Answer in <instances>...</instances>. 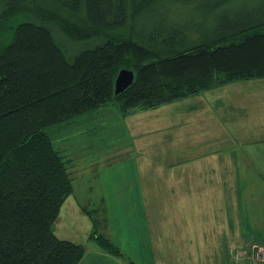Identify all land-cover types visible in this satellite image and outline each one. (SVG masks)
Returning <instances> with one entry per match:
<instances>
[{"label": "trees", "instance_id": "obj_1", "mask_svg": "<svg viewBox=\"0 0 264 264\" xmlns=\"http://www.w3.org/2000/svg\"><path fill=\"white\" fill-rule=\"evenodd\" d=\"M161 1L170 13L144 19ZM236 1L0 0V264H79L86 253L84 244L55 234L60 209L74 192L73 166L84 156L73 165L74 146L58 148L51 132L79 129L77 121L104 106L126 116L264 78V0H255L261 4L246 16L230 9ZM180 3L199 4V13L179 14L174 5ZM93 39L100 42L76 44ZM123 69L134 72V81L116 94ZM106 125L93 131L94 149L98 139L112 142ZM92 219L90 240L126 260L96 231L101 219Z\"/></svg>", "mask_w": 264, "mask_h": 264}, {"label": "crops", "instance_id": "obj_2", "mask_svg": "<svg viewBox=\"0 0 264 264\" xmlns=\"http://www.w3.org/2000/svg\"><path fill=\"white\" fill-rule=\"evenodd\" d=\"M247 82L251 80L126 116L113 106H104L77 121L86 124L91 133L103 124L110 131L109 145L101 139L94 141L96 149L103 148L105 153L87 160L91 167L85 173L101 180L100 232L126 257L118 258L89 243L92 228L83 210L89 206L73 192L60 209L55 234L84 244L86 253L79 264H128L127 260L135 264H251L245 256L250 246L264 245L246 229L250 220L256 227H264V206L257 203L249 215L239 204L232 205L235 197L241 201L240 187L246 182L258 189L264 185V107L260 95L253 99L246 94L241 96L244 109L239 112L224 94L234 83ZM198 96L214 99L211 113L204 110L208 101L193 99ZM193 111L201 121L198 126L185 120ZM128 148L133 149L131 155L121 158V151ZM93 162L103 164L96 167ZM102 165L110 172L99 179L96 172ZM214 196L223 197V203H215ZM86 197L93 204V197ZM206 213H211L207 222L201 219Z\"/></svg>", "mask_w": 264, "mask_h": 264}, {"label": "rangeland", "instance_id": "obj_3", "mask_svg": "<svg viewBox=\"0 0 264 264\" xmlns=\"http://www.w3.org/2000/svg\"><path fill=\"white\" fill-rule=\"evenodd\" d=\"M182 1H187V0H182ZM234 3L235 4L232 5L230 9L231 10L234 9V12H236V14L239 16L249 15L251 13L249 10H252L249 8L257 7L258 4H261L260 2H257L255 0H237ZM173 5H171V6H173ZM176 5H177V7L181 8V12L179 14L188 15V16L190 14H192L191 17H193L195 14L199 13V10H198L199 4H193L192 5V4L180 3V4H175L174 6L176 7ZM167 6H168V4L166 2L161 1L159 4H156L153 6L152 11L149 12L150 15L145 14L144 19L148 20V22L149 21L154 22L157 19L159 13H161V14L164 13L165 15H168L170 12L165 10V8ZM224 11H227V8L224 9ZM220 13H222V12H220ZM177 16H178V14H177ZM185 19H187V18H185ZM139 24L141 26H144L143 19L139 22ZM66 41H67V39H62V42H65V46H66L67 50L69 51V53L73 54L74 52H76L77 47L75 45H73V43L71 41L70 42L69 41L66 42ZM99 42H100L99 39H93V40H88V41H84V42H80V43H76V44H78L79 46L84 48V47H91L93 45L95 46ZM224 94L227 95L229 98L228 104H231L232 108L236 109L239 112L243 111L242 109H244L241 107V104L244 103L241 100V96L243 95L245 97L246 94L252 95L253 99H256L260 95V98L262 100V105H263L262 107H264V79H253V80L251 79V82H247V83H234L232 86H229L228 89L224 90ZM193 99H199V101L201 103L202 102L206 103V101H208L209 103L204 106V110L207 113H211L213 111V108L211 105L214 103V99L213 100H207L203 96H198L197 98H193ZM149 114H150V111L148 113H145V115L144 114L143 115L148 116ZM141 118H142V116H141ZM185 118H186L185 120L188 123H190L191 125L198 126L201 123L199 117H195L194 111L188 117L185 116ZM260 122H262V121H260ZM80 123L81 122H79V124ZM251 124H253V123L250 122V125ZM85 128H86V125L85 126L83 125L79 129L76 125L72 129H68L67 131L62 129L60 131H57L56 134H54V132H51V135H52V138L54 140L55 145L58 148H60L62 146H66V145H68L70 147L74 146L73 148H69V151H71L69 154V157L73 159V162H74L73 165H75L79 161V160L78 161L74 160L75 158H78L77 156H81V157L84 156L82 158L84 161L83 164L82 163L80 165L77 164V166L75 168L73 166V169H76V175H77L76 178L74 179V180H76L75 184H74L76 186L74 192H75L76 198L80 199L83 202H85L86 204H88L89 207L86 206V208L88 210L92 211L91 215L87 214L86 212H85V214L89 217L90 227L93 230L95 223L93 222L92 218H94V219L101 218V213L98 214V212L100 210L98 207V205L100 203L98 200L99 199V195H98L99 194V188H98L99 187V185H98L99 180H93L92 178H90L91 175L89 173H85V171L88 172L87 169H89V167H91V166H89L90 164H86L85 162L87 160L89 161L88 158H91L92 160L95 159V155L94 154L90 155L91 153L103 154V153H105V150L103 148L94 149V147L89 146V144L91 143V142H89V140L93 137V134H92L93 132L90 133L89 130L84 132ZM133 133L132 132L130 133L131 139L133 138L132 137ZM87 134H91V135L87 136ZM69 136H72L73 139H72V137L68 138ZM79 138L81 139V141H79ZM136 140H138V139H136ZM75 144H77V146ZM109 148H111V147H109ZM131 151H133V149L130 150L128 148V150H125V151L122 150L120 155L123 154V156L121 158H125V156L131 155ZM74 152H76V153L74 154ZM120 155H117L115 158H117ZM235 155L239 156L240 152L238 150H235ZM91 164H93L94 166L96 165V167H98L101 164H103V162H100L98 164H94V162H93ZM98 169H99V171L96 172V174L98 175L99 179L100 178H102V179L106 178L110 172V170L108 169V166H106V165L105 166L102 165ZM81 174H83L85 177L84 178H82V177L77 178ZM100 181H99V183H100ZM211 191H213V190H211ZM240 193L244 195V196L239 197L241 201L237 202L236 197L235 198L232 197L233 198V205L232 206H236L237 204H239V205H237V207L240 208V210H242V211L245 210V212H248L249 215H252L255 212L254 206L257 203H258L257 205H262V207L264 206V185H262L261 188L258 189L256 184H253L252 182L249 181L240 187ZM86 194L91 195L93 197V204H89L86 201L87 200ZM251 195L253 196L255 203L253 201L251 202L250 197H249ZM229 198L230 197L228 196V199ZM212 199L215 203H219V202L223 203V197L214 196ZM208 203L212 204V202H210V201ZM93 210H95L96 212ZM230 214H232V213H230ZM209 216H211V213L207 214L206 216L204 214H202L201 219L205 220L207 222L210 220ZM218 216H219V213H218ZM102 225H103V222L99 221V224L96 227L97 232L100 233ZM256 226L257 225H255L250 220V222H248V227L246 230L248 231L249 235L256 237L258 243H260L261 245H264V227H260V225L258 227H256ZM88 238L90 239V235ZM89 243L97 245L93 239H91L89 241Z\"/></svg>", "mask_w": 264, "mask_h": 264}, {"label": "water", "instance_id": "obj_4", "mask_svg": "<svg viewBox=\"0 0 264 264\" xmlns=\"http://www.w3.org/2000/svg\"><path fill=\"white\" fill-rule=\"evenodd\" d=\"M134 81V72L128 69L120 71L115 82V93L119 94L129 87Z\"/></svg>", "mask_w": 264, "mask_h": 264}, {"label": "built area", "instance_id": "obj_5", "mask_svg": "<svg viewBox=\"0 0 264 264\" xmlns=\"http://www.w3.org/2000/svg\"><path fill=\"white\" fill-rule=\"evenodd\" d=\"M245 256L249 257L251 264H264V247L258 244L250 246V253Z\"/></svg>", "mask_w": 264, "mask_h": 264}]
</instances>
